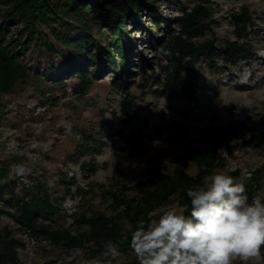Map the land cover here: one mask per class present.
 Masks as SVG:
<instances>
[{
    "label": "rangeland",
    "instance_id": "374dc122",
    "mask_svg": "<svg viewBox=\"0 0 264 264\" xmlns=\"http://www.w3.org/2000/svg\"><path fill=\"white\" fill-rule=\"evenodd\" d=\"M3 1L0 0V21L6 11ZM152 1L153 8L168 23L180 15L181 6L191 7L195 2ZM207 5L213 23L199 41L216 38L215 45L219 46L236 40L229 12L245 7L252 26L239 41H246L252 54L248 61L239 62L236 67H225L220 60L210 65L201 59L193 71L183 68L182 76L189 83L195 80L191 96L181 90L168 93L153 78L164 76L161 66L167 68L157 50L159 41H167L168 34H175L177 26L173 25L171 31L166 23L155 28L144 10L140 20L125 25L131 44L125 54L126 63L121 67L111 63L113 66L104 69L82 95L72 89L76 79H63L59 85L40 76L55 70L66 78L72 67L75 70L86 67L88 53L66 70L60 51L65 52L68 60L70 46L40 26L44 41L52 43L56 52H46L38 41L19 55L29 78L19 81L12 93L0 96V170L5 169L8 177L15 180L17 195L24 194L38 182L45 184L58 206L57 213L51 217L55 223L49 219L44 222L46 226L66 229L74 235L78 232L75 219L79 215L90 217L97 212L109 215L112 200L107 192L118 190L126 197L134 196L147 180L173 173L174 161L192 157L213 143L214 129L223 140L217 151L223 162L210 176L223 172L248 180L255 169L264 165V147L253 138L264 132V0H208ZM73 12L79 10L73 8ZM60 16L63 20L59 25L53 24L52 29L68 33V39L81 32L74 13ZM96 22L88 16L82 20L101 46L107 47L111 33L109 30L99 32ZM21 27V24L10 26L5 40L9 42ZM93 71V68L89 70ZM145 75L152 77L145 78ZM37 76L40 81L34 78ZM125 95L126 101L135 105V117L131 119L121 115ZM67 125L71 126V131H66ZM131 131L146 138L147 150L140 155H130L131 147L125 137ZM88 137L97 142L93 152L76 153V146ZM83 163H90L94 171L83 170ZM180 169L191 176L196 174L193 162L182 163ZM253 196L264 199V176ZM167 206L181 209L175 197L162 207ZM160 209L150 213L153 219L159 218ZM3 211L14 213V208H0V228L6 227L9 237L20 243L16 248L17 264L139 263L133 254L120 252L116 258L106 255L103 259H92L88 256V246L67 250L42 235L34 238ZM128 227L126 225V229ZM82 229L86 231L87 227ZM233 264L242 262L237 260Z\"/></svg>",
    "mask_w": 264,
    "mask_h": 264
},
{
    "label": "trees",
    "instance_id": "16d2710c",
    "mask_svg": "<svg viewBox=\"0 0 264 264\" xmlns=\"http://www.w3.org/2000/svg\"><path fill=\"white\" fill-rule=\"evenodd\" d=\"M6 11L0 21V96L12 93L19 81L29 78L27 68L23 66L19 55L33 42H41L46 52L55 53L52 43L44 41V32L40 26L50 30L52 36L59 39L66 46H70L69 59H65V52L60 51L66 70L72 67V62L79 59L83 54L88 53L89 59L84 69H72L66 78H62L55 70L46 72L40 77L53 84H61L63 79H76L77 82L72 89L77 94H85L93 80H97L104 69L111 68L114 63L118 67L126 63V53L131 48L128 41V33L124 31L127 22L137 21L142 18L144 10L150 18L151 24L157 28L165 24L169 31L172 26H177L175 34H168V40L159 41L157 47L160 56L167 63V68L161 66L160 71L164 76L153 78L161 83L168 93H177L179 90L185 95L191 96L195 88V80L188 82L182 76L183 68L193 71L203 59L210 65L220 60L225 67H236L239 62L248 61L251 51L246 41H239L247 34V29L252 26V19L249 11L241 7L239 11H230L229 20L233 26L236 40L225 41L216 44V38L210 40L202 38L205 30L211 29L213 21L210 19V8L208 0H195L191 7H180V15H177L172 23H168L153 8L152 0H4ZM73 8L79 12H73ZM61 13H74L81 24V32L71 39L66 32L58 33L51 26L59 25L63 20ZM86 16L96 20L99 24V32L109 30L111 38L107 47H102L98 38L82 23ZM21 24L20 30L7 42L6 33L10 26ZM100 34V33H99ZM166 67V66H165ZM93 68L92 73L89 70ZM64 73V71H63ZM39 76L34 77L40 81ZM152 76H146L150 78ZM40 93H44L42 90ZM135 105L126 101V95L121 101V115L126 119L135 117ZM215 141L192 157H183L176 160V168L173 173L153 177L140 185L136 194L131 197L124 196L121 191L107 192L112 204L109 205L111 213L97 212L90 217L84 214L75 219L78 227L76 234H71L66 229L51 228L45 225L58 211V206L52 199L45 187V184L38 182L24 194L14 193L15 180L8 177L5 169L0 170V204L4 210L14 208V213L3 211L14 220L16 224L25 228L31 236L37 238L42 235L55 245L63 248L82 249L88 246V256L92 259H103L106 256V245L110 242L123 254L135 255L131 248V234L140 221L146 224L153 220L150 215L152 211L159 209L171 200L176 198L181 208H185V215L189 212L190 200L186 196V189L204 183V179L210 176L216 166L223 162L217 154L218 148L223 142L218 132L213 130ZM131 147V156L140 155L147 150L146 138L143 134L131 131L125 137ZM254 141L264 147V132L254 137ZM96 140L88 137L75 148V152L89 154L95 148ZM90 148V149H89ZM98 148V147H96ZM184 162H193L196 166V174L191 176L180 169ZM83 170L94 171L90 163L81 165ZM238 172H235L237 175ZM264 176V165L255 169L248 180L244 179L249 201L253 192L260 187V180ZM238 177V176H237ZM69 184V183H66ZM161 214H159L160 216ZM50 222V221H49ZM55 223L54 220H52ZM126 225H129L126 229ZM86 226L87 230L82 228ZM6 227L0 228V264H17V247L19 241L9 237ZM139 264V263H138Z\"/></svg>",
    "mask_w": 264,
    "mask_h": 264
},
{
    "label": "clouds",
    "instance_id": "9594fccd",
    "mask_svg": "<svg viewBox=\"0 0 264 264\" xmlns=\"http://www.w3.org/2000/svg\"><path fill=\"white\" fill-rule=\"evenodd\" d=\"M186 196L188 215L167 206L158 219L138 223L130 248L139 264H264V199L249 201L244 177L218 172L186 189ZM106 249L120 256L110 242Z\"/></svg>",
    "mask_w": 264,
    "mask_h": 264
},
{
    "label": "built area",
    "instance_id": "2783aa9c",
    "mask_svg": "<svg viewBox=\"0 0 264 264\" xmlns=\"http://www.w3.org/2000/svg\"><path fill=\"white\" fill-rule=\"evenodd\" d=\"M35 238V237H34ZM30 239L32 240V242L34 243V241H33V239L31 238V236H30Z\"/></svg>",
    "mask_w": 264,
    "mask_h": 264
}]
</instances>
